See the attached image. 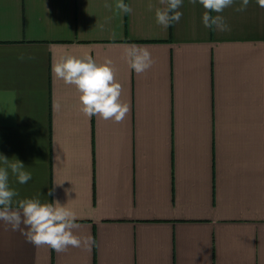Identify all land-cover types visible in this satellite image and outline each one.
I'll list each match as a JSON object with an SVG mask.
<instances>
[{
    "label": "crops",
    "instance_id": "crops-1",
    "mask_svg": "<svg viewBox=\"0 0 264 264\" xmlns=\"http://www.w3.org/2000/svg\"><path fill=\"white\" fill-rule=\"evenodd\" d=\"M117 3L0 0V156L32 177L0 159L14 207L59 200L94 241L57 252L0 221V264H264V7L211 13L219 31L199 2L166 29L159 0ZM129 44L151 52L145 73L123 58ZM65 54L112 60L122 122L83 115L52 72Z\"/></svg>",
    "mask_w": 264,
    "mask_h": 264
},
{
    "label": "clouds",
    "instance_id": "clouds-1",
    "mask_svg": "<svg viewBox=\"0 0 264 264\" xmlns=\"http://www.w3.org/2000/svg\"><path fill=\"white\" fill-rule=\"evenodd\" d=\"M191 4L199 2L205 9L203 24L207 28L226 31L228 25L223 16L211 15L222 13L231 7L236 0H189ZM260 7H264V0H256ZM163 8L155 11L156 22L168 28L173 22H179L182 13L178 9L183 0H159ZM249 0H241V7L236 11H244ZM108 7V5H105ZM118 9L131 13L132 8L118 0ZM152 6L149 5L151 10ZM123 58L128 66L137 74L148 71L154 64L152 54L145 46L137 44L125 45ZM52 72L56 79L64 84L74 86L78 93L80 111L89 119L96 116L105 121L122 122L130 111L128 103L122 97V85L116 80V69L109 58L97 62L91 56H75L65 54L59 57L52 65ZM59 107V106H57ZM3 163L11 168L17 175L20 184L27 183L32 177L31 173L24 171L22 162L9 164V159L0 156ZM66 194L69 192L65 189ZM52 195V190L49 191ZM18 193L9 185V173L0 167V221L10 225L11 230L20 231L28 243L34 246H48L57 252L72 248H90L94 243L91 236L81 237L76 234L80 225L76 222L74 211L61 204L59 200L41 202L39 198H25L18 200L14 207V197ZM23 225V227H21Z\"/></svg>",
    "mask_w": 264,
    "mask_h": 264
}]
</instances>
